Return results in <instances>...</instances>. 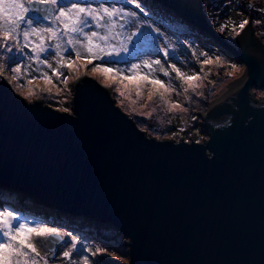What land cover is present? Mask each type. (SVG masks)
<instances>
[{"label":"water","instance_id":"obj_1","mask_svg":"<svg viewBox=\"0 0 264 264\" xmlns=\"http://www.w3.org/2000/svg\"><path fill=\"white\" fill-rule=\"evenodd\" d=\"M245 66L210 104L208 138L157 139L82 75L71 112L28 102L0 80V190L107 224L127 264H264V44L249 25L237 47L215 33L201 0H153Z\"/></svg>","mask_w":264,"mask_h":264},{"label":"snow or ice","instance_id":"obj_2","mask_svg":"<svg viewBox=\"0 0 264 264\" xmlns=\"http://www.w3.org/2000/svg\"><path fill=\"white\" fill-rule=\"evenodd\" d=\"M126 6L148 16L138 0H0V76L10 75L12 80L18 81L20 89L37 78L51 84L52 77L57 81L64 77L61 82L67 83L68 77L61 70L71 69L77 60H84L94 65L90 69L92 73H101L105 80L111 77L108 87L121 85L124 90L117 86L115 91L124 99L131 95L129 86L133 85L137 99L143 98L147 87L149 102L158 96L167 104L166 96L176 92L178 85L161 79L156 73L159 71L163 77H169V69L184 84L198 87L194 82L201 76L198 73L187 75L174 63L165 68L160 59L135 63L127 55H121L129 53L128 45L137 48L141 44H156L162 35ZM257 10L264 13V6ZM249 23L248 19L241 20L234 23L231 30L240 35ZM253 23L260 25L264 20L256 19ZM227 28V24H221L219 31L223 33ZM158 51L167 59L166 48ZM96 61L100 63H94ZM201 63L211 64L212 60L205 59ZM34 64L37 67L34 68ZM120 64L129 67H116ZM39 65L50 69L51 75L40 71ZM232 68L235 71L237 66L232 65ZM35 72H39V77L32 75ZM32 95L33 90L28 89V96ZM171 107L175 109L180 105ZM40 248L45 249L43 255ZM101 251H93L71 231L33 220L15 209L0 208V264H56L57 252L60 264H93L90 257Z\"/></svg>","mask_w":264,"mask_h":264},{"label":"rangeland","instance_id":"obj_3","mask_svg":"<svg viewBox=\"0 0 264 264\" xmlns=\"http://www.w3.org/2000/svg\"><path fill=\"white\" fill-rule=\"evenodd\" d=\"M138 2L148 12L147 17L140 13L139 9L132 8V6L126 7L136 11L142 22L152 24L153 28L158 29L162 35L156 44H141L137 48L128 45L129 53H121V55H127L135 63L160 59L165 68H167L169 63H174L187 75L198 73L201 79L194 82L199 85L198 87L191 88L184 84L169 69V77H163L159 71L156 73L161 79L170 80L174 85H178L176 92L166 96L167 104L162 103L158 96L154 97L153 102H149L147 99V87L143 91V98L137 99L133 85L129 86L131 95L124 99L115 91L117 86L124 90L121 85L113 84L112 87H108L107 84L112 83L111 77L105 80L101 73H92L90 69L94 65H88L84 60H77L71 69L65 68L61 70L68 77L67 83L61 82L64 77H61V81H57L55 77H52L51 84L37 78L33 79L32 83L28 84L26 88L20 89L17 86L18 81L12 80L10 75L0 76V80L7 77L17 93L28 102L43 98L51 107L59 111L71 112L73 82L82 75H89L109 88L116 105L128 114L138 127L148 135H152L157 139L170 138L179 140L182 138L186 141L193 139L203 142L208 138V134L207 129L201 125L203 119L200 115L206 113L210 104L223 95L232 82L244 75L245 66L243 63H239L233 55L222 49L216 43L217 41L208 40L210 38L206 34L196 32V29L190 25H188L187 29L182 28L180 17L172 13L167 7L161 6L153 0H138ZM250 4L252 7L249 6ZM201 5L206 19L212 24L210 25L211 29L228 43L237 47L239 35H236L231 30L232 25L234 23L238 24L244 19L249 20L252 16L251 26L254 34L264 44V23L260 25L253 23L256 19L264 20V13L257 10L259 7L264 6V0H255L254 3L253 0H201ZM221 24L228 25V28L223 33L219 31ZM165 41L167 42L166 44L164 43ZM159 48L167 49V59L164 58L163 52L158 51ZM24 51L27 50L25 49ZM205 53L207 54L206 56L203 55ZM209 58L212 60L211 64L201 63ZM217 58H219V63H217ZM52 62L55 67V61ZM94 63L100 62L96 61ZM232 65L237 66L235 71ZM33 67L35 68L37 65L34 64ZM116 67L127 68L129 65L120 64L116 65ZM39 69L40 71H47L51 75V70L46 69L43 65H39ZM143 71L146 72L147 69H143ZM32 75L39 77V72L32 73ZM28 89H32L34 95L28 96ZM253 92L259 99H264V87L255 88ZM126 95H128L127 92ZM133 100H136L135 104L132 103ZM121 101H123L122 104ZM172 104H179L180 107L172 109ZM148 113H151V115L149 116ZM180 129H183V131H180ZM13 196L14 200L10 199L7 201L0 197V203H4L0 205V208L15 209L33 220L47 222L52 226L60 227L64 231H71L73 234L80 236L86 246L93 251L102 249L103 251L90 257L93 264L128 263V247L125 245L127 238L112 226L92 221L83 216H76L80 217V219H75L73 215L67 212L49 207L25 206L22 203L24 201L22 197L19 195ZM23 209L26 211H23ZM69 217L72 218L69 219ZM39 250L43 255L45 249L40 248ZM84 255H88V253H84ZM58 256L59 252H57V258H54L56 264H60Z\"/></svg>","mask_w":264,"mask_h":264},{"label":"bare ground","instance_id":"obj_4","mask_svg":"<svg viewBox=\"0 0 264 264\" xmlns=\"http://www.w3.org/2000/svg\"><path fill=\"white\" fill-rule=\"evenodd\" d=\"M214 1H216V0H214ZM202 8H203V7H202ZM202 12H203V9H202ZM203 13H204V12H203ZM207 21H208V19H207ZM208 23H209V25H212L210 21H208ZM187 27H188V24H187ZM187 27H186V28H187ZM195 29H196V28H195ZM196 32H198L197 29H196ZM206 36H207V35H206ZM207 37L210 38L209 36H207ZM208 40H211V38L208 39ZM244 79H245V74L242 75L239 79H236L234 82H232V83L230 84V86H229V89H228L227 91H225V93H224L223 95L220 96V99H221L222 97H224V95H225L228 91H230L231 89H233V88H235L236 86H238L239 84H241V83L244 81ZM216 100H217V99H216ZM0 191H2V190H0ZM5 193H6V192H5ZM6 194L11 195V194H9V193H6ZM0 196H1V193H0ZM1 202H2V201H1ZM12 203H18V202H12ZM2 204H4V203H0V205H2ZM35 207L38 208V207H41V205L36 204ZM23 211H26V210L23 209Z\"/></svg>","mask_w":264,"mask_h":264},{"label":"trees","instance_id":"obj_5","mask_svg":"<svg viewBox=\"0 0 264 264\" xmlns=\"http://www.w3.org/2000/svg\"><path fill=\"white\" fill-rule=\"evenodd\" d=\"M181 27L182 28H184V29H187L186 27H187V24L185 23V22H183L182 21V25H181ZM0 193H1V198H3L4 200H10V199H13L14 200V196L13 195H8V194H6L4 191H0ZM22 203H23V205H25V206H36V204L35 203H33L32 201H30V200H27V199H24V201H22ZM27 209V208H26ZM72 217H69V219H71ZM74 218L75 219H80V217H76V216H74ZM70 223V222H69Z\"/></svg>","mask_w":264,"mask_h":264}]
</instances>
